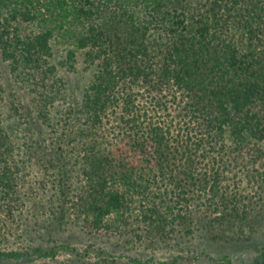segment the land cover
<instances>
[{
	"label": "trees",
	"instance_id": "trees-1",
	"mask_svg": "<svg viewBox=\"0 0 264 264\" xmlns=\"http://www.w3.org/2000/svg\"><path fill=\"white\" fill-rule=\"evenodd\" d=\"M0 59L47 142L0 116L1 236L27 216L190 234L264 206V0H0Z\"/></svg>",
	"mask_w": 264,
	"mask_h": 264
},
{
	"label": "rangeland",
	"instance_id": "rangeland-1",
	"mask_svg": "<svg viewBox=\"0 0 264 264\" xmlns=\"http://www.w3.org/2000/svg\"><path fill=\"white\" fill-rule=\"evenodd\" d=\"M80 65H76L79 69ZM73 73L66 75L73 77ZM29 93L10 72L6 62L0 59V116L3 126L10 127L20 137L23 128H29L33 137L44 134V126L34 116ZM42 133V134H41ZM46 142V138L44 139ZM33 176H38L37 173ZM250 222L238 226L195 228L190 234L167 225L162 235L146 232L142 222L128 218L126 226L112 232L102 229L91 231L82 220L65 217L58 221L36 226L28 216L17 218L20 226L11 233L0 235V251L17 250L31 252L39 246L43 250L68 245L74 251L57 248L55 257H38L24 254L19 258L0 257V264H131L128 258L140 261L171 260L182 257L177 264H249L264 249V206ZM179 228V227H178ZM203 253L204 255H199ZM196 257V258H195Z\"/></svg>",
	"mask_w": 264,
	"mask_h": 264
}]
</instances>
